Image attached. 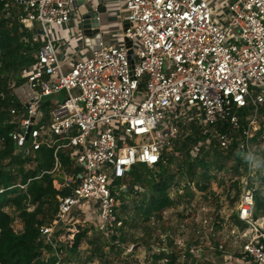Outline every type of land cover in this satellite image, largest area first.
Here are the masks:
<instances>
[{"label":"built area","instance_id":"obj_1","mask_svg":"<svg viewBox=\"0 0 264 264\" xmlns=\"http://www.w3.org/2000/svg\"><path fill=\"white\" fill-rule=\"evenodd\" d=\"M2 1L3 19L32 35L24 42L33 63L10 76L8 85L14 107L6 123L14 126L8 135L14 155L24 161L51 151L53 167L40 176L56 183L62 173L56 215L39 229L42 262L64 264L56 234L76 224L77 214H95L104 234L121 227L116 182L134 166L161 163L179 124L197 121L225 150L240 119L248 126L263 120L264 0H234L225 23L203 0H125L116 9L123 18L115 43L100 35L85 42L80 9L87 0ZM71 23L80 26L89 53L69 66L56 49L62 43L56 29ZM226 124L229 129L220 132ZM238 148L249 153L248 146ZM238 218L250 226L241 263L264 264L263 225L254 218L251 191L241 195Z\"/></svg>","mask_w":264,"mask_h":264},{"label":"rangeland","instance_id":"obj_2","mask_svg":"<svg viewBox=\"0 0 264 264\" xmlns=\"http://www.w3.org/2000/svg\"><path fill=\"white\" fill-rule=\"evenodd\" d=\"M63 97L64 93H61L58 99ZM241 121L238 129L242 127ZM244 121L246 123V119ZM248 125L245 129H249L247 136L239 138L240 145L248 146L250 153L248 169L245 170L236 159L237 150L232 148L233 143L222 150L215 141L204 137L208 132L197 121L179 124L173 149L185 142L190 146V159L198 156L206 166L198 167L193 176H188L178 168L185 160V152L174 153L173 149L166 152L174 154L173 163L167 166L172 176L167 190L171 206L153 212L147 218L139 213L142 200L151 196V189L144 182L136 185L135 193L118 200L116 217L121 227L113 235L98 230L95 214H77L76 224L63 227L56 234L64 264H243L241 249L244 241L250 238V226L238 218L241 195L251 191L253 196L259 194L264 199V116L256 125ZM3 167L15 177V184H22L24 174L36 164H23L21 174L19 163L9 164L7 160ZM146 168L150 173L158 170L157 166ZM41 171H37L38 177ZM141 171L145 174L144 170ZM66 172L65 177L71 178L72 175ZM60 178L61 172L56 177L58 182L53 185L59 191ZM15 187L20 192L24 190ZM119 188L121 191L126 189L122 185ZM34 209L35 205L28 201L26 210L33 212ZM5 210L14 219L13 230L20 232L22 218L19 211L15 207ZM41 216L37 220H41ZM255 220H260L264 231V211ZM79 234L83 237L73 251ZM66 249L71 251L66 252Z\"/></svg>","mask_w":264,"mask_h":264},{"label":"trees","instance_id":"obj_3","mask_svg":"<svg viewBox=\"0 0 264 264\" xmlns=\"http://www.w3.org/2000/svg\"><path fill=\"white\" fill-rule=\"evenodd\" d=\"M4 4L5 2L0 0V93L6 94L4 100L0 99V189L5 190L0 194V264H53L54 260L52 259L47 263L41 260L42 244L38 241L39 229L45 223L50 224L53 221L57 212L58 197L62 196L64 192L53 187L55 181L50 175L43 174L39 178L37 176L38 170L50 171L52 169L51 151L41 150L37 152L35 158L22 161L20 157L14 155L13 144L8 137L14 129L13 125L6 123L10 119L9 108L12 106L8 88L10 76L32 64L33 59L30 53H27L31 48L29 46L27 48L24 42L25 39L31 40L32 35L17 23L3 19L1 13ZM24 52L26 53L24 54ZM241 123L242 127L234 135L235 140L232 148L237 150L236 159L239 164H242L247 170L250 155L246 150H243L241 154L238 148L241 142L239 138H244L243 131L247 128V123H243V120ZM227 129H229L228 124L218 130L225 132ZM186 140L190 141V138H186ZM189 150L190 146L182 141L179 147L175 148L174 153L185 152V160L178 165V168L181 173L193 176L198 167H205L206 164L198 156L190 159ZM173 155V153H164L161 163L157 165L158 170L153 173H150L145 165L134 166L122 180L116 182L118 187L122 185L126 188L125 191H115L117 200L127 198L129 194L135 193L136 185L146 182L151 189V196L148 200L145 198L142 200L138 207L139 213L147 218L153 212H160L171 206L172 202L169 200L167 190L172 176L168 173L167 166L173 163ZM7 160H9V164L19 163L20 174L23 173V164H36L34 169L28 170L24 174L21 180L22 184H18L24 186V192H20L15 187L17 185L13 181L15 177L4 170L3 163ZM61 163L71 173V166L66 157L61 156ZM141 170H144L145 174ZM8 188L11 189L8 190ZM28 201L35 205L33 212L26 210ZM8 207H15L20 213L22 218L20 232H15L12 228L14 219L5 210ZM254 207V218H256L260 212L264 211V199L259 194L254 196ZM40 215H42V219L37 220ZM82 237L83 234L77 236L73 251L78 247ZM65 251L69 252L71 249ZM167 264H173V262H167Z\"/></svg>","mask_w":264,"mask_h":264},{"label":"crops","instance_id":"obj_4","mask_svg":"<svg viewBox=\"0 0 264 264\" xmlns=\"http://www.w3.org/2000/svg\"><path fill=\"white\" fill-rule=\"evenodd\" d=\"M212 12L213 18L219 23H225L228 18V6L234 0H203ZM125 0H87V3L80 9V15L87 16L98 14L99 17V35L105 43H115L120 36L122 15L116 10L117 7L123 8ZM106 9V12L100 8ZM81 28L76 23L68 24L67 27L56 29L62 43L56 45L60 58L70 66L76 60L84 58L89 52L83 49V36Z\"/></svg>","mask_w":264,"mask_h":264},{"label":"water","instance_id":"obj_5","mask_svg":"<svg viewBox=\"0 0 264 264\" xmlns=\"http://www.w3.org/2000/svg\"><path fill=\"white\" fill-rule=\"evenodd\" d=\"M103 11L100 8V12ZM97 13L92 15H87L83 17V29L84 34L86 35L85 42L95 43L96 40L99 38V23L97 22ZM92 27V29H91Z\"/></svg>","mask_w":264,"mask_h":264}]
</instances>
